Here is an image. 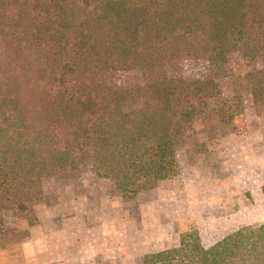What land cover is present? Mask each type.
<instances>
[{
  "label": "trees",
  "instance_id": "trees-1",
  "mask_svg": "<svg viewBox=\"0 0 264 264\" xmlns=\"http://www.w3.org/2000/svg\"><path fill=\"white\" fill-rule=\"evenodd\" d=\"M236 41L264 47V0H0V201L31 215L34 187L70 170L72 143L130 194L174 179L176 133L192 122L191 103L216 98L219 87L211 77L160 74L167 48L202 44L220 65ZM127 64L154 76L142 84L73 81ZM246 76L253 103L264 105V65ZM244 110L236 95L208 117L233 124ZM146 175L153 185L141 181ZM142 264H264V224L210 247L185 232Z\"/></svg>",
  "mask_w": 264,
  "mask_h": 264
},
{
  "label": "rangeland",
  "instance_id": "rangeland-1",
  "mask_svg": "<svg viewBox=\"0 0 264 264\" xmlns=\"http://www.w3.org/2000/svg\"><path fill=\"white\" fill-rule=\"evenodd\" d=\"M240 43L220 65L208 62L202 44L167 48L170 61L160 74L211 77L219 87L216 98L191 103L192 122L176 133L174 179L130 194L72 143L70 170L34 187L31 215L0 201V264H142L146 254L178 245L185 232L197 231L210 247L241 227L264 224V105L253 103L246 76L264 65V47ZM153 76L127 64L73 81L142 84ZM236 95L244 113L233 124L212 122L210 110L228 109ZM178 105L187 107L184 99ZM141 181L154 183L149 175Z\"/></svg>",
  "mask_w": 264,
  "mask_h": 264
}]
</instances>
